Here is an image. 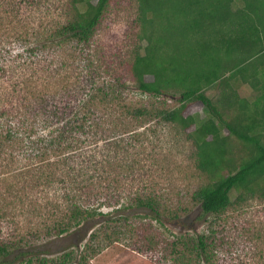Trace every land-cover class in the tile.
<instances>
[{"label": "trees", "instance_id": "trees-1", "mask_svg": "<svg viewBox=\"0 0 264 264\" xmlns=\"http://www.w3.org/2000/svg\"><path fill=\"white\" fill-rule=\"evenodd\" d=\"M112 1L64 0L63 20L57 25L43 27L44 32H41V27L33 28L29 24L18 30L9 20L10 24L3 26L6 35L0 44L9 41L12 42L9 44H23L34 37L36 43L26 47L25 55L21 54L16 58L22 60L19 62L20 68L24 66L27 69L30 80H47L45 75L48 74V79L52 78L53 75L49 74L58 69L54 68L51 57L55 52L70 45L76 50L80 49L67 55L65 59L67 62H77L74 59L76 55L83 59L86 53L93 51L92 44L100 32L104 17L110 11ZM134 1L137 4L136 25L139 27L136 35L141 48L135 50L134 58L129 63L131 80L143 93L153 94L156 99L163 98L161 105L147 108L126 104L117 89L106 90L107 86L96 82L99 73L97 66L91 65L92 72H85L81 58L77 67L66 69L68 63L61 64V69L58 70L65 69L66 74H72L70 77L79 83L76 90L86 89L81 85L80 78H86L84 81L90 83L91 90L72 118L69 115L74 106L72 99H67V96H73L66 85L61 88L63 92L57 90L52 94H45V88L39 90L40 98L31 111L40 115L39 121L43 118L41 122L46 127L53 126V130L49 140L32 141V154L28 159L39 162L44 160L47 171L42 168L41 172L37 170L32 175L30 171L28 174L32 182L25 183L24 189L27 190L19 195H13L15 185L5 179L3 182L8 185L5 191L0 190V200H5V206L14 205L17 200L23 202L39 186H50L55 182L71 186L70 190L73 189L74 194L79 192L84 195L82 198L97 197L101 185L88 182L95 175H102L105 165L101 162L100 168L87 165L78 169L73 162V154H69L82 144L79 137L82 133H92L96 127H101L102 117L98 118L97 112L93 110L96 106H99L97 110L106 107L116 109L119 106L125 118L130 121L142 123L159 119L176 124L183 130L193 129L188 138L195 147V167L206 179L194 192L193 198L195 203H199L203 217H220L251 201L264 203V0ZM43 3L49 6L50 2L0 0V6L4 4L10 9L5 10L6 18H16L15 13L18 12L17 9H21L22 4L35 7L43 6ZM20 47L25 48L23 45ZM1 51L0 58L3 61L0 63V74L6 71V75L9 74L5 64L7 58ZM147 77H152L153 81L148 82ZM239 83L249 85L255 91L252 100L240 97L236 90ZM22 86L23 83L14 81L11 86L13 93L20 94L24 91ZM120 86H123V90L128 89L126 83ZM210 89H216L213 97L207 95ZM170 95L173 97L171 102L175 105H168L170 100L166 98ZM195 101L203 105L204 116H185L188 105ZM0 116L10 115L3 109ZM28 121L21 130H25L24 134H29L31 138L37 121ZM6 127L0 126V155L6 147L15 149L23 143L24 138L29 139L21 132L7 130ZM118 143H111L112 150L117 151ZM50 156H55L56 159L48 160ZM98 183L103 184L101 181ZM234 192L236 197L232 200ZM3 193L8 197L5 198ZM12 197L13 201H9ZM63 201H66L64 209L54 211L56 214L47 215L42 209L35 210L36 219H43L45 216L50 218L45 217L39 223L42 227L37 226L24 234L19 232L5 235L0 224V264L16 263L9 260L10 256L29 241L62 237L96 216L103 215L102 205L97 202L91 203L88 200L85 204L79 201L78 196L70 198L67 195ZM129 207L132 208V205ZM135 207L148 210L155 220H160L161 206L156 197L138 196ZM4 209L5 207L0 209L1 220L15 216ZM21 212L20 215H23L24 210ZM122 218L129 219L128 216ZM91 237L96 238V235ZM173 245V251L182 256L183 262L192 264L193 255L207 264L215 262L213 252L217 246L211 236L201 235L197 242L182 237ZM177 245L182 246V251L176 249L179 248ZM62 257L60 261L30 258L20 264H68L70 254Z\"/></svg>", "mask_w": 264, "mask_h": 264}, {"label": "rangeland", "instance_id": "rangeland-1", "mask_svg": "<svg viewBox=\"0 0 264 264\" xmlns=\"http://www.w3.org/2000/svg\"><path fill=\"white\" fill-rule=\"evenodd\" d=\"M43 1H49V6H45L47 3L35 7L22 4L21 9H17L18 12L15 13L16 18L8 17L9 19L6 18L5 10L10 9L4 4L1 5L0 41L4 40L6 31L3 26L10 24L9 20L18 30L29 24L33 25V28L41 27V32H44L43 27L61 22L64 0ZM136 9L137 4L134 0H113L100 32L92 44L93 51L86 53L83 59L80 55H76L74 59L78 63L79 58L82 59L81 63L86 73L92 72L91 65L97 66L99 73L96 82L107 86L106 90L117 89L126 104L135 107H158L163 98L156 99L153 94L143 93L131 80L129 63L134 58L135 50L141 48L136 35L139 29L136 25ZM9 43L12 42L0 44V51L5 48L1 54L6 56L5 64L9 70V74L4 75L6 71L0 74V111L4 109L10 116H0V126H7V130L21 132L23 136L29 138V134L25 135L26 131L21 130L22 126L23 124L26 126L28 120L37 121L31 138L25 139L19 135L24 138L23 143L15 149L6 147L0 155V190L5 191L8 184L3 181L9 179L15 185L13 195H19L27 190L24 189L25 183L32 182L28 174L30 171L31 175L42 168L47 171L44 160L39 162L28 159L32 154L31 148L34 144L32 141L49 140L53 130V126L46 127L41 122L43 118L39 121L40 115L31 111L32 106H36L37 99L40 98L39 90L45 88V94H52L57 90L63 92L61 88L66 85L73 96H67V99H72L71 103L74 106L69 115V118H72L91 89L90 83L84 81L86 78H80L81 85L86 89L76 90L79 83L71 78L72 74L70 77L65 69L58 70L65 62L68 63L66 69L71 66L77 67V62L74 60L67 62L65 59L67 55H72L80 49L76 50L70 45L55 52L51 57L54 68H58L57 72L54 70L50 73L49 75L53 77L49 79L48 74L45 75L47 80L41 81L34 78L30 80L27 69H24V66L20 68L19 62L22 60L16 58L18 55H25L26 47L36 43L34 37L23 44ZM20 45L25 48H21ZM2 61L0 58V63ZM75 71L78 73L77 69ZM14 81L23 83L24 91L20 94L13 93L11 86ZM147 81H153L152 77H147ZM122 83L128 85L127 90L120 86ZM236 90L241 98L252 100L255 97V91L249 85L239 83ZM215 94L216 89L207 92L209 97ZM172 98L171 95L166 98L170 100L167 102L169 106L175 105L171 102ZM63 105L61 107H64ZM97 107L99 106L93 110L97 112L98 118L102 117L100 120L102 125L98 127L101 129L96 127L92 133L89 131L82 133L79 136L82 144L69 152L73 154V162L78 169L87 165L100 168L101 162L105 165L102 175H95L88 182L101 185L97 197L82 198L83 194L79 192L74 194V190H70L71 186L68 187L61 182H55L50 186L41 185L35 193H31L29 200L23 199V202L17 200L14 205L9 204L10 206H5L4 199L0 200V209L5 207L4 211L15 215L4 221L0 219V224L5 235L19 232L24 234L37 226L42 227L39 223L45 217L46 219L50 217L36 219L35 210L42 209L47 215L56 214L54 211L64 209L66 201L63 199L65 200L66 195L70 198L78 196L79 201L85 204L88 200L101 204L103 215L96 216L62 237L29 241L13 252L10 261L20 264L36 257L60 261L63 255L70 254L68 264H188L182 261L179 253L173 251L175 248L173 243L182 237L197 242L199 236L206 235L211 236L217 246L213 252L214 264H240L242 261L243 264H264L263 202L251 201L244 207L220 217H203L199 203L194 202V192L206 179L195 167L196 161L193 157L195 147L188 138L193 129L183 130L176 124L162 122L159 119H150L142 123L130 121L125 118L119 106L116 109L106 107L99 110ZM185 116L203 117V105L197 101L190 103ZM112 142H119L117 151L112 150ZM50 159L54 160L56 157L50 156L48 160ZM25 171L27 173H24ZM59 174L61 175V172ZM98 181L103 184H99ZM3 194L5 198L8 197L7 194ZM141 195H152L157 198L161 206L160 220H155L148 210L135 207V199ZM235 197L234 192L232 200ZM13 199L12 197L9 201ZM128 205H132V208ZM125 206L128 208H124ZM22 210L23 215H20ZM124 216H128L129 219H123ZM93 234L96 238L91 237ZM177 246L179 248L176 249L182 251V246ZM89 248L96 253L91 252ZM18 257L20 258L17 259ZM192 258L198 261L192 259V264H207L204 260L195 258V255Z\"/></svg>", "mask_w": 264, "mask_h": 264}, {"label": "crops", "instance_id": "crops-1", "mask_svg": "<svg viewBox=\"0 0 264 264\" xmlns=\"http://www.w3.org/2000/svg\"><path fill=\"white\" fill-rule=\"evenodd\" d=\"M244 261H242L240 264H243Z\"/></svg>", "mask_w": 264, "mask_h": 264}]
</instances>
